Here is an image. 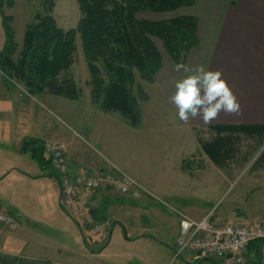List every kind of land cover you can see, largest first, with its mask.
I'll list each match as a JSON object with an SVG mask.
<instances>
[{"label": "crops", "instance_id": "crops-1", "mask_svg": "<svg viewBox=\"0 0 264 264\" xmlns=\"http://www.w3.org/2000/svg\"><path fill=\"white\" fill-rule=\"evenodd\" d=\"M176 12H179V16L194 17L198 21L199 45L186 55L184 61V65L189 71H177V65L167 54H162L161 68L155 77V82L146 87L148 101L141 105L143 110H141L139 127L131 128L124 125L126 124L124 119L117 117V114H103L97 124L91 125L86 128L87 130L83 129L82 142L84 145L82 143L75 144L76 147H69L66 153H64L65 151L63 153L66 169L75 181L82 180L90 173L100 170L110 163L135 178L147 190L154 191V194L157 193L156 195L159 197L165 198L170 205H176L178 202L187 206L182 211L190 218L200 220L212 207L214 201L219 199L223 191L227 189L229 182L224 179L225 177L220 176L217 168L214 167L197 171L198 173L193 176H188L181 171L183 159L191 155L188 150L194 147L189 140L193 138V135L190 134L191 131L214 126H264V0H236L235 6H231L229 0H194L192 7L181 8ZM151 22L159 21L151 20ZM198 66H204L208 70L219 71L223 74L222 78L227 82L240 104L237 113L221 111L214 120L207 124L204 123L202 116L190 118L187 122L178 119L176 107L170 99L175 92L174 85L176 81L192 74V71ZM153 98H159L158 104L164 107L169 114L158 112L155 115V110L149 107ZM167 115L170 116V119L165 120ZM173 126H175V130L171 131L170 127ZM156 128L159 132L158 141L147 135L149 131L153 132ZM173 131L174 135L171 134ZM44 136L45 134L41 137ZM8 139L9 137L0 139V146ZM22 142L23 139L17 143L15 149L17 152L20 151ZM86 145L94 146L97 150L94 148L93 152ZM29 169L32 170V168ZM40 172L29 173L24 169L11 168L9 165L2 166L0 184L12 180L11 178L26 186L42 181L47 182L48 176L46 177ZM44 172L48 175L52 173L49 167H46ZM207 174L215 176L210 177ZM249 179L252 183L243 188L244 193L239 195L240 198H249L254 192L260 189L264 190V185L257 188L264 177L257 175V177L250 176ZM255 182L256 185L253 187L252 184ZM195 183H199L200 186H194ZM202 190L205 191L204 194L195 192ZM77 201L80 206L85 208L86 212L90 213L91 220L108 221L112 228L115 224L123 227V215L120 212L123 207L134 205L126 200L116 198L110 192L88 193L82 190L78 193ZM23 204L25 202L17 197L9 200L8 204L0 201V205L4 208L13 209L11 210L13 214L10 215L20 220V228L25 225L28 231V228L38 227V223ZM151 204L150 201L138 203L135 206L140 208L135 212L144 210L142 213L144 216L148 211V205L151 206ZM238 205L235 202L225 210L217 211L214 223L216 225H251L254 222V213L246 207L242 210ZM60 208L62 213L72 219L65 207L63 209L60 206ZM0 209L3 208L0 207ZM137 209L135 208V210ZM70 222H73L81 235L77 223L73 219ZM171 222L174 228L172 242L173 251H175L178 220L174 218ZM146 227L141 230L144 234L140 236V239H153L156 237L154 233L160 231L150 225H146ZM112 228L109 233L112 232ZM29 235L30 233L27 234V236ZM12 236L10 235L6 240ZM20 236L23 235L15 234L14 237L17 238V244L20 245L21 251L25 250V252L13 254L2 248L0 264H77L72 260L78 257L69 251L49 248L46 253L37 245L24 244ZM14 237L10 240L11 243L15 241ZM158 241L162 243V239ZM11 243L7 242L9 245ZM99 255L90 252L89 255L78 259H82L84 263L96 264L98 263L96 257ZM262 256H264V243H251L248 249V264H257ZM206 263L212 264L209 261ZM183 264H188V262L183 261Z\"/></svg>", "mask_w": 264, "mask_h": 264}, {"label": "rangeland", "instance_id": "rangeland-1", "mask_svg": "<svg viewBox=\"0 0 264 264\" xmlns=\"http://www.w3.org/2000/svg\"><path fill=\"white\" fill-rule=\"evenodd\" d=\"M11 3V7L4 5L2 13L3 16L11 17L13 19L12 27L15 33V50L12 58L13 60H16L23 49L26 25L35 21L36 14L44 15L45 10L43 8L42 0H11ZM53 5L51 15L54 18L57 27L64 32L75 29L80 20V13L75 0H53ZM178 13L179 12L176 11L165 14L146 13L139 14L138 18L147 21H164L176 17H185L179 16ZM2 25V19L0 17V52L3 51L5 45V35ZM153 44L158 53L160 52V58L162 54H167L159 41L153 40ZM7 80L8 79H6L0 71V139L3 137H9L8 141L0 146V169L2 166L9 165L11 168L17 170L24 169L29 173H38L41 168L31 159L30 153H21V151L17 152L15 150L19 141L22 139L39 140L38 138H42L41 140L44 141L45 147L51 143H57L62 148L63 152L65 151L64 153H66L69 147H76L78 143L83 144V129L87 130L86 128H89L93 124H97L103 114H114L104 113L99 107L94 105L92 101V88L89 85L90 75L82 53L79 35L76 36L75 40V53L72 58V66L67 72L61 74L58 78V83L70 84L78 90L77 100L69 101L47 92L31 96L25 92L23 85L13 79H10L11 82ZM148 85L151 84L141 81L135 74L133 96L137 101L140 112L139 121L141 120V110H143L141 109V105L148 101L146 90ZM137 86L142 88L147 100L143 101L138 98L136 92V89L138 88ZM159 102V98L151 99L149 103L150 109L155 110V115L158 112L161 114H169L165 111L166 109L164 107L158 104ZM117 115V117H120L121 119L122 116L119 114ZM169 117L170 116L168 115L165 116V120L170 119ZM124 121L126 123L124 125L131 128L139 127L141 123L140 121L137 126L132 127L125 119ZM174 128L175 126L170 127V130H175ZM157 129L158 128L153 132L149 131L147 135L151 137V139L153 138L158 141L157 137L159 132H157ZM172 133L174 135V131L171 132V134ZM43 134H45V136L41 137ZM190 134L193 135V138L189 140L193 143L194 147L188 150V153H191V155L183 159L181 171L188 176H193V174L198 173L197 171L203 169L207 170L209 167L217 168L220 176L225 177L224 179H227L229 183L227 189L223 191L219 199L214 201L212 205V208H215V212L225 210L229 205L236 202V204H239L238 206H241L240 208L242 210L245 209V207L252 210L254 213V222L252 224L257 223L264 225V190L261 191L260 189L254 192L252 196L248 195L250 196L249 198H240L241 196H239L244 193L243 188L252 183L249 179L250 176L257 177L258 175V177H264V162L261 161V156L264 150V135L257 133V135L253 136L249 133L252 136H248V134L242 132H234L233 136H230V133H222L218 135L211 131L210 127L193 129ZM217 139L224 140L223 151L217 152L214 155L203 151V145L213 144ZM13 140L16 141L12 142ZM174 141L175 140L173 139V142ZM89 146L86 145L88 149L94 152L96 148L94 146ZM187 162L189 164L188 167H186L187 164H185ZM111 166L126 177L132 179L137 185L141 186L144 191L148 193L151 200H153V202L150 201L152 204L151 206L148 205V211H146L147 213L144 216L142 214L144 210H140L138 213L135 212L140 208L135 205L145 201L149 202L145 196L135 203L128 201L130 204L134 205L123 207L120 212L121 215H123V227L119 224H115L111 233L102 235L101 237L89 234L88 237L84 236V238H82V235H80L73 222L70 221L73 219L79 224L80 218L77 213L82 211L83 215H86L84 216L86 221L88 223L91 222L88 221L89 212L84 211V207L80 206L77 201V196L80 190L88 193L95 192L80 187L81 189L78 190L76 197H74L73 200V205L76 207V210L71 211L68 203L64 201L65 198L60 200V205V190L58 183L53 179L58 177V172L52 171L51 175H48L41 170L40 173H42V175L45 174L46 177L48 176L47 182L42 181L40 183L33 185L29 184L26 186L17 183L15 179L11 178L12 180L0 184V201H4V203L8 204L9 200H13L15 197H17V199H22L25 202L23 205L28 211H30L31 216H33L38 223V227L28 228L29 232L25 225L21 228L19 226L16 230H11L0 225V252L4 250L13 254L24 253L25 250L21 251V248L19 247L20 245L17 244V236L14 237L15 234H20L23 235L20 237L24 244L27 243L28 246L37 245L46 253L49 248H55L69 251L71 254H75L78 258L83 257L84 255L87 256L90 252L100 254L96 257V260L98 261L96 264H183V261L190 263L191 259H188L189 257L187 254L183 255L182 258L184 259H174L172 242L174 228L171 220L176 218L179 224V216L181 214L190 218L182 211L187 206L181 205L178 202L176 205H170L165 198L163 199L159 197L156 195L157 193L154 194V191L151 192L147 190L135 178L129 176V174L123 172L113 164L109 163L106 167L94 172L103 173L111 168ZM29 168H32L33 171ZM67 175L71 182L77 184L84 182L88 176L90 177V175H87L82 180L75 181L70 177L68 171ZM207 176L211 177L215 175L207 174ZM193 185L200 186L199 183ZM255 185L256 182L252 184L253 187ZM263 185L264 180L260 182V185H257V188L262 187ZM195 192H201L204 194L205 191L202 190ZM154 200L159 202L157 203ZM163 204L168 205L170 209H165ZM60 206L63 209L65 207V210L72 216V219L68 218L69 216H66L61 212ZM0 207L3 208L0 210L4 211L5 214H13V212H11V210H13L12 208L6 209L2 205H0ZM135 208L138 209L135 210ZM92 221L95 220L92 219ZM146 225H150L154 229L160 230L157 231V233H154L156 237L153 239H140V236L144 234L141 230L147 228ZM84 228L86 227L84 226ZM28 233H30V237L27 236ZM82 233L83 235L86 234L85 231ZM10 235L13 236L10 237L9 240H6ZM13 237L15 241L11 243L10 240L13 239ZM161 239L162 243H159L158 240ZM7 242L11 244L9 245ZM2 248L4 249L2 250ZM78 258L72 261L77 264L86 263ZM199 264L208 263L199 262Z\"/></svg>", "mask_w": 264, "mask_h": 264}, {"label": "trees", "instance_id": "trees-1", "mask_svg": "<svg viewBox=\"0 0 264 264\" xmlns=\"http://www.w3.org/2000/svg\"><path fill=\"white\" fill-rule=\"evenodd\" d=\"M44 15L36 14L35 21L26 25L23 49L16 60L13 19L3 16L4 5L11 0H0L5 45L0 52V71L7 81L15 80L24 86L28 95L44 92L69 101L78 99V90L70 84L58 83L61 74L72 66L75 40L79 35L81 49L90 75L91 98L104 113L119 114L128 124L139 123L140 112L133 96L135 74L153 84L161 67V58L153 44L159 41L173 63L184 64L186 55L197 48L198 21L194 17H176L151 22L139 19V14H165L189 8L194 0H75L80 20L75 29H59L51 15L53 0H42ZM235 6L236 0H229ZM11 82V81H10ZM138 98L147 100L137 86ZM215 134L242 132L248 136L264 135V126L210 127ZM252 134V135H250ZM232 134V135H231ZM229 136V134H228ZM211 155L223 151L224 140L203 145ZM44 142L23 140L21 153H30L31 159L46 170ZM264 162V150L261 156ZM186 167L189 166L188 162ZM185 168V167H184ZM254 243V242H253Z\"/></svg>", "mask_w": 264, "mask_h": 264}, {"label": "built area", "instance_id": "built-area-1", "mask_svg": "<svg viewBox=\"0 0 264 264\" xmlns=\"http://www.w3.org/2000/svg\"><path fill=\"white\" fill-rule=\"evenodd\" d=\"M46 153L51 170L58 172L61 195L62 198H65L64 201L68 203L71 211L76 210L73 200L78 190L81 189L80 187L95 193L107 190L116 197L130 202H138L143 196L151 200L141 186L113 166L103 173L94 172L80 184L71 182L65 169L61 147L55 143L51 144L47 147ZM163 206L170 209L168 205L163 204ZM77 214L80 218L79 225L86 227L88 235L97 237L106 233L110 228L108 223H88L82 211ZM214 216L215 208H211L200 220H193L182 214L179 216L175 258L187 254L193 262L211 258L216 260V264H248L249 245L253 242L264 243V225L257 223L249 226L241 224L216 225ZM184 223H188L189 227L185 229ZM0 225L16 230L19 227V222L16 218L0 210ZM257 264H264V256Z\"/></svg>", "mask_w": 264, "mask_h": 264}, {"label": "clouds", "instance_id": "clouds-1", "mask_svg": "<svg viewBox=\"0 0 264 264\" xmlns=\"http://www.w3.org/2000/svg\"><path fill=\"white\" fill-rule=\"evenodd\" d=\"M176 70L189 71L183 64H177ZM222 75L219 71L198 66L192 74L176 81L175 92L170 99L176 107V115L180 121L187 122L190 118L202 116L207 124L221 111H239L240 104ZM183 227L186 229L189 224L184 223Z\"/></svg>", "mask_w": 264, "mask_h": 264}]
</instances>
